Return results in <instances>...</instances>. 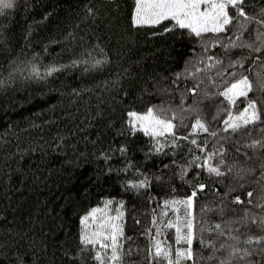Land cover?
<instances>
[{"label": "trees", "instance_id": "obj_1", "mask_svg": "<svg viewBox=\"0 0 264 264\" xmlns=\"http://www.w3.org/2000/svg\"><path fill=\"white\" fill-rule=\"evenodd\" d=\"M27 2V11L24 9V0H19L18 9L12 13L9 32L12 42L8 47L14 50L9 53L0 45V77L7 78L8 63L13 59L18 62L31 60L34 55L35 62L39 64H64L66 68L58 69L44 79L25 78L17 73L10 85L0 88V264H6L8 259L3 255L5 242L13 245L12 251L25 257L27 264H69L60 251L66 247L64 242H76L77 233L83 227L79 217L97 204L103 206V198L108 197L113 198V203L107 206L112 213L117 211L116 205L121 199L125 202L120 209L124 213L120 218L123 232L121 240L125 250L123 264H147V259L144 258L147 247L152 243L151 237L157 235L151 219L154 213L159 217L156 224L161 225L162 235L159 238L173 248L176 246L175 229L167 227L168 219H173L175 223L176 213L171 211L169 205V213L161 216L162 202L164 199L183 198L190 194L191 185L178 177L173 178L174 168L165 172L160 164L172 159L182 160L184 153L189 150V142H181L185 147H182L176 157L169 152L167 159L155 154L145 159V151L151 145L152 138L139 130L134 137L130 135L126 128L129 119L127 113L132 109L144 112L148 104H155L159 100L180 105V94L173 88L171 94H145L141 99L140 89H137L125 98L123 90L118 91L111 83L110 78L117 71L116 63L110 70L105 68L85 71L86 64L72 66L68 61L77 56L84 60L89 53L91 57H97L99 51L94 45L98 44L99 49H103L113 60L119 55L121 67H128L138 61L139 63L132 66L134 73L145 79L147 75H156L159 79L157 74H163L168 78L164 83L172 87V74L184 68L185 59L193 55V48L196 49V54H200L201 45L188 38L187 29L181 30V38H176L179 32L152 37L148 35V31L159 32V26H132L129 15L133 0H93L101 11L100 18L94 24L75 23L78 19V8L84 0ZM116 4H119L118 9ZM44 13H49L46 19H42ZM0 23L8 25L9 21L0 20ZM29 25L31 30L25 32ZM23 35L30 36L27 41L30 46L28 48L23 47ZM213 38L227 42V34L203 35V39L209 42ZM244 51L231 49L229 54H234L232 58H235L244 54ZM224 53L225 50L220 45H209L204 54L223 55V66L228 68L229 57ZM19 66L23 67L22 64ZM199 75L201 91L196 96L200 104L199 111L186 115L178 131L187 132L191 121L196 115H200L208 121L210 128L208 133H198L199 140L209 141L207 150L212 151L215 148L219 151V146H223L226 160L246 162L244 152L247 151L249 155L252 152L243 144L247 136L221 133L220 135L227 138L214 139L211 130L222 128V120L227 115V110L231 109L235 114L244 107L247 99L256 98L259 106L260 97L264 96V88L250 75L253 90L248 97H237L235 103L229 105L219 95L231 79L222 75L221 67L203 68ZM106 80L109 81L108 84L104 83ZM194 85L195 80L188 77L187 86ZM147 87L151 93L153 84L148 82ZM178 87L181 91H186L183 78L180 79ZM205 91L218 95L204 97ZM186 95L188 98L185 103H193L191 94ZM218 108L221 111L216 115ZM214 115L216 118L213 120ZM259 134L257 124L251 134L252 138ZM120 143L129 146L128 153L113 157L109 165L113 168L111 173L103 171L105 162L97 158V151L108 148L110 144ZM237 148L241 151L237 152ZM191 150L193 154H200L194 146ZM129 160L143 173L163 174L165 179L150 181L149 186L140 191L126 188L122 181L140 177L132 174L131 169L128 173L117 172L115 169L123 168ZM188 180L206 185L205 189L197 192L193 205L198 222L201 220L202 205L208 204L212 209L204 218L205 228L214 226V222L223 219L212 205L219 202V194L226 190L229 183L233 187L230 195H240L241 202L225 201L229 209L235 208V211H228V216L243 215L245 207H250L254 212L260 211V208L255 207L259 194L256 174L247 177V184H244L243 179L240 180L244 185L242 188L235 187L232 176L228 173L224 177H215L202 172L199 179L192 173ZM249 189L253 190L251 198L247 195ZM249 199L253 200L252 205H248ZM179 214L183 216L184 212ZM236 231L242 237L250 232L259 233L255 225L250 229ZM199 232L200 229L197 228V233ZM215 235V232H205L204 238L213 239ZM194 247L200 253L197 260L205 258L203 264H213L215 259L223 258L217 253L213 260H207L212 250L200 248L195 242Z\"/></svg>", "mask_w": 264, "mask_h": 264}, {"label": "snow or ice", "instance_id": "obj_2", "mask_svg": "<svg viewBox=\"0 0 264 264\" xmlns=\"http://www.w3.org/2000/svg\"><path fill=\"white\" fill-rule=\"evenodd\" d=\"M19 0H0V20H8L9 24L0 23V45L4 46L9 53L14 48L8 45L12 42L9 36L12 24V13L18 9ZM29 5L24 0V9L27 11ZM115 7L118 9L119 4ZM251 9V10H249ZM49 13H44L42 19H46ZM78 19L76 24H94L101 16L99 6L93 0H84L77 11ZM129 22L132 26H159V32L148 31V35L155 37L172 32H179L176 38H181L183 33L181 30H189V39L196 40L201 45V53L196 54V49H192L193 55L185 59V66L181 71L172 74L171 85L164 83L167 77L163 74L147 75L146 79L137 75L132 71L133 64L128 67L120 66V57L117 55L115 60L110 55H106L103 49H99V45H94L98 49L99 55L91 57V54L81 60L79 56L69 60L68 64L75 66L86 64L88 70L111 69L116 63L117 71L113 73L111 83L117 87L118 91L123 90L124 97L140 89L139 97L142 99L145 94H171L173 88L179 92L181 97L180 105H174L170 101L165 103L159 100L155 104H148L144 112H138L134 109L129 110L126 122V128L130 135L135 136L136 132L142 131L152 138L151 145L145 151V159H149L153 154L163 156L167 159L169 152L172 156H178L182 147L181 142L188 141L189 150L184 153L182 160L172 159L167 163H161L160 168L167 172L168 169L174 168L172 177H178L181 181H186L191 185L190 194L183 198L172 197L163 200V212L161 216L169 213V205L171 211L176 213L173 219L167 220V227L175 229L174 242L175 247L171 244H165L159 236L161 233V225L156 224L159 218L157 214L152 215V222L155 225L156 236L151 237L150 243L146 250L147 264H203L205 258L201 257L199 250L194 247V242L198 243L200 248H210L212 251L207 260H213V257L220 254L223 258H217L213 264H264V96L260 97L261 103L258 106L256 98H249L244 107L233 114L231 109L227 110V115L223 117L222 128L211 130V136L216 139H226L221 133H235L247 136L243 140L246 148L251 149V155L247 151L244 152V163L237 159L226 160L223 146H219V151L213 148L212 151L207 150L209 141L198 139V133H208L210 131L209 123L200 115H196L191 121L187 132L178 131L179 125H183L186 115H192L199 111L200 104L196 96L200 89L201 69L218 66L221 67L222 75L230 77V82L223 87L219 93L222 95L229 105H233L237 97H248L249 92L253 90V80L250 75L254 76L256 82L264 88V0H133L130 9ZM31 26L25 29L30 31ZM205 33L227 34V42H222L219 38H213L210 42L203 39ZM194 34V35H193ZM25 40L23 47H30L27 41L30 36L23 35ZM18 42V41H17ZM209 45L216 47L220 45L224 50V55H228V68L223 66L224 56L205 55ZM231 49L245 50L244 54L235 56L229 54ZM123 51V49H121ZM35 55L31 60L17 61L13 59L8 63L7 78L0 77V88H6L10 85L17 73H21L25 78L44 79L48 75L54 73L58 69H65L64 64H39L35 62ZM22 64L21 68L19 65ZM230 68V71H229ZM192 77L195 85L188 87L187 78ZM185 81L186 91H181L178 87L180 79ZM127 81V84H125ZM148 82L153 84L151 93L147 87ZM108 84L109 81L104 82ZM215 83V81H210ZM75 91V90H73ZM187 94H191L193 103H185L188 98ZM217 93L204 92V97L216 96ZM202 97V98H204ZM221 109L216 110L219 115ZM216 115L212 117L214 120ZM259 124L260 134L256 138H252L256 125ZM217 144L219 141H216ZM240 143V141H237ZM192 146L195 147L199 155L193 154ZM17 151H20L17 149ZM129 146L126 143L119 145L110 144L108 148L97 151V158L103 159L105 164L103 171L111 173L113 168L109 165L114 156L126 155ZM241 149L237 148V152ZM131 169L132 174L140 177L139 179H127L121 183L126 188L140 191L147 188L150 181H163L165 176L148 175L141 171L140 168L134 166L129 160L124 164L123 168L117 167V172L128 173ZM191 170V172H190ZM202 172H207L210 176L224 177L225 173L232 176V182L236 188L244 187L240 180H244V184L248 183L247 177L256 174V183L259 185V194L256 197L255 207L260 208L259 212H254L250 207L243 209L241 216H228V211H235V208L229 209L225 201L241 202V196H231L233 190L232 183L223 193L219 194V202L212 205L223 217L222 220L214 222V226L205 228V217L209 211L208 204L202 205L200 209L201 220L198 222L193 211L194 197L197 192L206 188L205 183H193L188 180V176L194 173L199 179ZM223 183V181H220ZM175 191V189H173ZM253 190L249 189L248 197H252ZM104 205L97 204L93 206L89 212L79 217V222L83 226L77 233L76 242L69 243L65 241L66 247L61 248L64 258L69 264H123L125 255L124 246L121 240L123 236L122 225L118 220L124 215L122 206L124 200L121 199L116 205L117 211L115 216L108 213L107 206L113 203V198H103ZM248 205L253 204V200L247 201ZM98 211H104V215H96ZM183 211L184 215L179 213ZM86 221H95L89 228ZM163 223V221H161ZM255 225L259 229L258 234L249 233L246 236L237 234V229L251 228ZM197 228L200 229L199 234ZM11 231V229H9ZM215 232L213 239H205L204 234ZM227 237L228 239H222ZM243 241V246H241ZM217 244L219 247L217 248ZM5 249L3 255L8 257L6 264H27L25 257L19 252L12 251L13 245L4 243ZM130 251V250H129Z\"/></svg>", "mask_w": 264, "mask_h": 264}, {"label": "rangeland", "instance_id": "obj_3", "mask_svg": "<svg viewBox=\"0 0 264 264\" xmlns=\"http://www.w3.org/2000/svg\"><path fill=\"white\" fill-rule=\"evenodd\" d=\"M138 112H140V111H138ZM103 207H104V205L101 206V209H103ZM107 210H108V213H109V214H111L112 216H115L116 212H113V213H112V212L110 211V209H108V207H107ZM104 214H105L104 211H98L96 215H104ZM94 222H95V221H86V224H87V226H88L89 228H91V227H92V224H93ZM118 223H120V219L118 220Z\"/></svg>", "mask_w": 264, "mask_h": 264}]
</instances>
